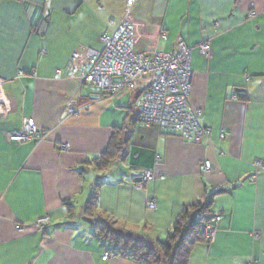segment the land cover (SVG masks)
I'll return each mask as SVG.
<instances>
[{"label": "crops", "instance_id": "1", "mask_svg": "<svg viewBox=\"0 0 264 264\" xmlns=\"http://www.w3.org/2000/svg\"><path fill=\"white\" fill-rule=\"evenodd\" d=\"M124 19L137 51L175 53L180 39L192 47L190 103L212 128L208 140L143 124V83L106 95L69 77L72 54L101 51V37ZM0 85L9 108L0 115V264H140L103 261L110 246L77 221L112 220L138 239L164 241L184 206L211 197L216 238L197 244L188 264H264V0H0ZM29 118L48 137L10 142ZM123 126L130 137L100 169L96 160ZM145 171L154 179L139 189Z\"/></svg>", "mask_w": 264, "mask_h": 264}, {"label": "built area", "instance_id": "2", "mask_svg": "<svg viewBox=\"0 0 264 264\" xmlns=\"http://www.w3.org/2000/svg\"><path fill=\"white\" fill-rule=\"evenodd\" d=\"M133 1L128 3L129 6ZM257 12L250 13V17H256ZM162 37L166 38L163 34ZM103 48L94 51L82 48L72 54L69 64V77H80L85 84L94 85L108 95L129 90L143 83L141 94V111L139 120L147 126H158L168 132L179 134L190 142H202L208 140L212 133L210 126L201 122L202 109L194 108L190 103L193 89L194 72L192 70V47L183 40L178 42V51L164 53L159 51L141 52L133 48V30L128 19L112 32L101 37ZM198 49L204 57L211 56V47L208 43H202ZM22 74V73H20ZM61 72H58L60 75ZM6 98L0 85V115L8 111ZM80 109L72 102L67 105L70 115H75ZM49 135V131L37 128L33 118L26 119L23 128L8 135L10 142L23 144L26 142H42ZM227 135L221 134V139ZM65 147H68L65 145ZM66 149V148H65ZM262 161L256 162V167L261 168ZM213 171L210 162H206L204 172ZM154 179V174L145 171L141 175L143 184ZM146 206L150 210L157 209L155 200H147ZM219 217L206 224L203 234L208 242L216 238ZM49 218H41L36 226L43 228L49 223ZM115 258L114 253H105L103 261Z\"/></svg>", "mask_w": 264, "mask_h": 264}, {"label": "trees", "instance_id": "3", "mask_svg": "<svg viewBox=\"0 0 264 264\" xmlns=\"http://www.w3.org/2000/svg\"><path fill=\"white\" fill-rule=\"evenodd\" d=\"M239 98L246 100V95L240 92ZM129 137L126 126L114 129L108 149L96 160L100 169H107L119 157L122 144ZM99 188L98 184L96 192L87 202V216H90L96 207ZM213 202L211 197L206 202L184 206L164 241L141 240L123 231H116L107 226L109 224L94 221L97 222L95 226L100 239L110 246L115 257H125L140 264H188L194 247L201 242H208L204 237L203 228L216 219L212 212ZM67 206L71 208L70 204ZM72 214L73 212H70V215Z\"/></svg>", "mask_w": 264, "mask_h": 264}, {"label": "rangeland", "instance_id": "4", "mask_svg": "<svg viewBox=\"0 0 264 264\" xmlns=\"http://www.w3.org/2000/svg\"><path fill=\"white\" fill-rule=\"evenodd\" d=\"M97 90V92H99V90L98 89H96ZM112 171H114V173H117V171L116 170H112ZM109 172H111V171H108L107 173H109ZM106 172H104L103 174H105ZM102 178H99V180H101ZM84 217H82V219H83ZM94 218H96V217H94ZM79 220V221H77V223H80V224H82L83 225V228L85 229L84 230V232H85V235L87 236V238L88 239H93L94 237H99V231H98V229L96 228V226L95 225H90V224H86V223H84V220ZM110 223H108L109 225H107V226H109L110 228H112V229H114V230H116V231H123L124 233H127L126 231H124V230H122L120 227H118L117 225H115V223L113 224L112 223V220H110L109 221ZM76 229L77 230H82L81 229V226L80 225H77V227H76ZM83 232V230H82V233H84ZM129 234V233H128ZM129 235H131V234H129ZM100 238V237H99ZM142 240V239H141ZM150 245H154L153 243H149ZM158 256L160 257L161 255L160 254H158ZM121 259H126L125 257H121Z\"/></svg>", "mask_w": 264, "mask_h": 264}, {"label": "water", "instance_id": "5", "mask_svg": "<svg viewBox=\"0 0 264 264\" xmlns=\"http://www.w3.org/2000/svg\"><path fill=\"white\" fill-rule=\"evenodd\" d=\"M84 222L90 224V225H96V222L92 218L85 217L83 218Z\"/></svg>", "mask_w": 264, "mask_h": 264}]
</instances>
